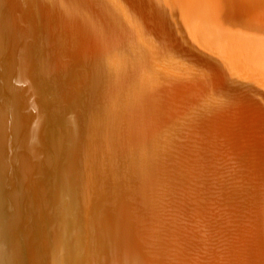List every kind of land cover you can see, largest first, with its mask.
<instances>
[{"label": "bare ground", "instance_id": "6f19581e", "mask_svg": "<svg viewBox=\"0 0 264 264\" xmlns=\"http://www.w3.org/2000/svg\"><path fill=\"white\" fill-rule=\"evenodd\" d=\"M0 264H264V0H0Z\"/></svg>", "mask_w": 264, "mask_h": 264}]
</instances>
